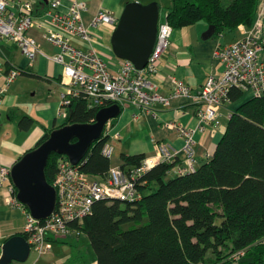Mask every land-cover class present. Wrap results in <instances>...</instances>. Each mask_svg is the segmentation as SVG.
Masks as SVG:
<instances>
[{"label":"trees","instance_id":"16d2710c","mask_svg":"<svg viewBox=\"0 0 264 264\" xmlns=\"http://www.w3.org/2000/svg\"><path fill=\"white\" fill-rule=\"evenodd\" d=\"M27 1L37 16L51 6V0ZM260 1L170 0L165 20L174 30L206 22L216 26L215 35L224 34L239 25L251 28ZM230 99L242 101L244 93L233 90ZM98 111L80 97L64 125L92 123ZM107 141L94 142L83 159L82 170L101 180L111 168V159L101 154ZM58 158L52 153L45 169L51 185ZM145 159L123 156L121 167H138ZM179 164L176 158L144 174L139 202H95L77 228L89 238L97 264H264V96L245 99L233 110L209 160L183 175L176 172Z\"/></svg>","mask_w":264,"mask_h":264},{"label":"built area","instance_id":"2783aa9c","mask_svg":"<svg viewBox=\"0 0 264 264\" xmlns=\"http://www.w3.org/2000/svg\"><path fill=\"white\" fill-rule=\"evenodd\" d=\"M60 6V0H51L50 9L45 14L50 17V25L46 27L44 24L43 27L38 23L42 17L34 13L33 2L20 1L16 3L13 11L8 0H0V39L15 43L22 54L33 62L42 52L31 31L36 27L43 29L44 40L58 50L49 59L63 67V116L68 114L72 102L80 97L98 109L113 104L124 108L126 104H130L139 114L150 112L155 105L167 107L174 99L195 98L199 106L196 112L198 127L181 130L185 139V159L176 167V172L180 175L197 169L194 159L196 134L198 131L219 127L220 111L231 104L230 93L233 90L248 94V98L264 96V3L254 25L251 28L241 26L243 37L216 49L215 58L222 64V72L209 76L196 95L189 85L179 79H172L171 92L167 95L160 93L153 81L158 75L162 56L172 45L174 29L166 20L159 22L156 45L146 67L137 70L130 62L123 61L119 70L113 73L106 60L94 49L80 50L71 44L73 38L83 41L90 39V27L83 22V12L87 8L85 0H71L67 13L61 12ZM118 19L108 10H101L91 28H97L104 23L116 26ZM2 72L0 67V75ZM20 74L17 67L8 69L7 84L13 83ZM109 126L110 122L106 128ZM103 138H107L105 132ZM114 153L115 146L108 139L101 154L112 159ZM178 155L179 152L171 150L169 145L160 144L157 146V156L146 158L138 167L124 170L121 166H111L106 180H98L84 172L83 160L78 165H73L66 155H59L57 173L52 183L57 194V204L49 218L35 219L16 196L14 199V204L25 213L24 237L31 246V253H36L38 257L45 256L52 251L57 240L83 235L77 225H81L92 214L97 201H141L139 179L159 164L173 163ZM9 175L10 171L7 169L0 171L3 180L10 181ZM10 188L14 193V186ZM243 255L244 252H240L236 256L239 258ZM1 256L0 244V259ZM36 263L37 260L34 264Z\"/></svg>","mask_w":264,"mask_h":264},{"label":"crops","instance_id":"0c3cea01","mask_svg":"<svg viewBox=\"0 0 264 264\" xmlns=\"http://www.w3.org/2000/svg\"><path fill=\"white\" fill-rule=\"evenodd\" d=\"M20 1L27 0H8L12 10ZM60 1L61 12L67 13L71 0ZM132 2L134 0H85L87 8L83 12V22L90 27V39L83 41L73 38L71 44L80 50L94 49L106 60L110 68L119 69L123 61L114 55L111 46L115 26L104 23L92 29L91 24L101 10H108L120 18L125 6ZM138 2L141 3L139 0ZM39 17H42L38 20L39 25H50V17ZM209 26L206 22H199L173 31L172 45L162 56L158 75L153 78L160 93L170 94L172 79L175 78L189 85L196 95L209 76L222 72V64L215 58V51L220 46L239 40L242 31L214 34L210 39H203ZM43 32L39 27L31 31L42 52L33 62L22 54L15 43L0 39V67L3 70L0 75V171H11L25 154L37 148L47 134L50 135L54 130L66 126V116L62 115L61 108L64 91L63 67L49 59L58 50L44 40ZM12 67H17L21 74L8 85L6 73ZM244 100L221 109L219 127L197 132L194 145L197 166L213 156L233 110ZM198 107L195 98H182L172 100L167 107L155 105L150 112L139 114L134 106L126 104L121 115L113 119L105 130L107 138L115 146L111 166H121L123 156L154 158L160 144L169 145L171 150L179 152L178 159L183 163L185 139L181 130L197 129ZM24 118L26 126L22 127L20 123ZM2 178L0 176V244L3 246L10 238L24 234L26 217L22 208L14 204L15 195L10 188L14 186L12 181ZM68 240L69 238L60 239L57 243H67ZM77 254L80 256L74 251V256L68 257L65 264H97L96 255L88 257L87 252L83 255L80 252ZM77 258H81L80 261H77ZM26 262L14 261L12 264H34ZM43 264H49V259Z\"/></svg>","mask_w":264,"mask_h":264},{"label":"water","instance_id":"95a60500","mask_svg":"<svg viewBox=\"0 0 264 264\" xmlns=\"http://www.w3.org/2000/svg\"><path fill=\"white\" fill-rule=\"evenodd\" d=\"M159 22L160 8L156 2L127 4L111 36L114 55L130 62L137 70H143L156 45ZM215 32L216 26L210 25L203 39H210ZM121 111L120 105L113 104L100 109L93 123L66 125L54 130L45 142L12 167L10 178L17 190V200L35 219L49 218L57 204L56 190L45 174L50 155H66L73 165H78L91 145L102 138L108 123L118 118ZM30 255L27 239L23 235L14 236L2 246L0 264L24 263Z\"/></svg>","mask_w":264,"mask_h":264},{"label":"rangeland","instance_id":"374dc122","mask_svg":"<svg viewBox=\"0 0 264 264\" xmlns=\"http://www.w3.org/2000/svg\"><path fill=\"white\" fill-rule=\"evenodd\" d=\"M139 1L142 4L143 3H150L151 1L156 2L160 8V21L161 22L165 21L166 14H167L166 13L167 6L170 4V0H139ZM263 3H264V0H261L260 5H259L258 10H257L255 21L257 19V15L259 13L260 7ZM255 21H254V23H255ZM241 26H244V25H239L236 30H234L232 32H226V33L233 34L234 32H240ZM243 35H244V33L242 32V37H243ZM118 70L119 69L113 70L111 68V71L113 73H116ZM248 97H250L248 94L244 95V99H247ZM238 102L240 103L241 100ZM232 104H236V103H232ZM112 161H114V158ZM74 251L76 252V255L78 257L80 256L79 254H77L78 252H80L81 255H83V254H85V252H87L88 257L89 256L95 257V253H94V250L92 248V245H91L89 238L85 235H81L80 237L73 236V237L69 238L67 243H62V244L55 243L54 247L51 251V253H53V255H50V256L45 255L42 257H38V255L36 253H31V255H30V257L26 263H31V262L34 263L37 260V264H39V263L43 264L46 259H49V264H65V261L68 257L70 258L71 256L72 257L74 256Z\"/></svg>","mask_w":264,"mask_h":264},{"label":"clouds","instance_id":"9594fccd","mask_svg":"<svg viewBox=\"0 0 264 264\" xmlns=\"http://www.w3.org/2000/svg\"><path fill=\"white\" fill-rule=\"evenodd\" d=\"M100 110V109H99ZM93 123V122H92ZM103 136H104V134H103ZM103 136H102V138H103ZM59 155V154H58ZM134 168V167H133ZM15 187V186H14ZM17 198V197H16ZM23 205V204H22ZM84 235V234H83Z\"/></svg>","mask_w":264,"mask_h":264},{"label":"flooded vegetation","instance_id":"af4514ba","mask_svg":"<svg viewBox=\"0 0 264 264\" xmlns=\"http://www.w3.org/2000/svg\"><path fill=\"white\" fill-rule=\"evenodd\" d=\"M56 154V153H55Z\"/></svg>","mask_w":264,"mask_h":264}]
</instances>
